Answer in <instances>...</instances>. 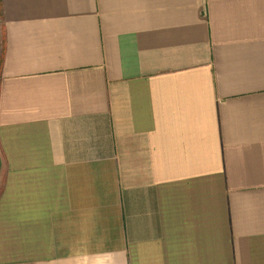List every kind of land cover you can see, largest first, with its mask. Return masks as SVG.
Returning <instances> with one entry per match:
<instances>
[{"label": "crops", "instance_id": "crops-1", "mask_svg": "<svg viewBox=\"0 0 264 264\" xmlns=\"http://www.w3.org/2000/svg\"><path fill=\"white\" fill-rule=\"evenodd\" d=\"M0 264H264V0H0Z\"/></svg>", "mask_w": 264, "mask_h": 264}, {"label": "rangeland", "instance_id": "rangeland-1", "mask_svg": "<svg viewBox=\"0 0 264 264\" xmlns=\"http://www.w3.org/2000/svg\"><path fill=\"white\" fill-rule=\"evenodd\" d=\"M1 184H2V182H0V188H1Z\"/></svg>", "mask_w": 264, "mask_h": 264}]
</instances>
